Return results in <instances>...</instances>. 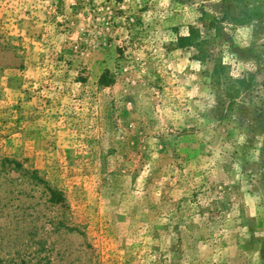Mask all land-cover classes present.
<instances>
[{
    "label": "rangeland",
    "instance_id": "374dc122",
    "mask_svg": "<svg viewBox=\"0 0 264 264\" xmlns=\"http://www.w3.org/2000/svg\"><path fill=\"white\" fill-rule=\"evenodd\" d=\"M224 1L0 0V264H264V0L232 108L173 46Z\"/></svg>",
    "mask_w": 264,
    "mask_h": 264
},
{
    "label": "trees",
    "instance_id": "16d2710c",
    "mask_svg": "<svg viewBox=\"0 0 264 264\" xmlns=\"http://www.w3.org/2000/svg\"><path fill=\"white\" fill-rule=\"evenodd\" d=\"M233 0H226L219 13L211 15L204 9L196 22L187 27L185 35H180L173 46L176 49L195 50L194 59L200 62H212V80L218 89L223 92L227 99L228 107H233L237 102L253 91L255 87V73L245 72L239 77H234L230 72V65L225 63L222 55L216 54V47L219 42L227 52L237 54V47L232 44L225 35L227 25H244L253 21L254 18H261L257 7L250 8L248 11L236 15L232 5ZM246 9V8H245ZM260 12V11H259ZM223 49V48H222ZM223 53V50L220 51ZM110 81L107 80V74L101 79V84L107 86ZM33 179H36V172L33 173ZM50 202L62 200L57 190L49 189Z\"/></svg>",
    "mask_w": 264,
    "mask_h": 264
}]
</instances>
